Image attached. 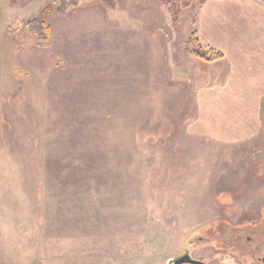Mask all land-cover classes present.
Returning <instances> with one entry per match:
<instances>
[{
  "label": "rangeland",
  "instance_id": "rangeland-1",
  "mask_svg": "<svg viewBox=\"0 0 264 264\" xmlns=\"http://www.w3.org/2000/svg\"><path fill=\"white\" fill-rule=\"evenodd\" d=\"M59 4L0 0V264H256L264 145L187 125L198 7ZM39 18L45 39L22 24Z\"/></svg>",
  "mask_w": 264,
  "mask_h": 264
},
{
  "label": "crops",
  "instance_id": "crops-1",
  "mask_svg": "<svg viewBox=\"0 0 264 264\" xmlns=\"http://www.w3.org/2000/svg\"><path fill=\"white\" fill-rule=\"evenodd\" d=\"M194 25L204 49L224 59L189 57L204 70L191 95L189 132L224 146L264 145V0H209Z\"/></svg>",
  "mask_w": 264,
  "mask_h": 264
},
{
  "label": "trees",
  "instance_id": "trees-1",
  "mask_svg": "<svg viewBox=\"0 0 264 264\" xmlns=\"http://www.w3.org/2000/svg\"><path fill=\"white\" fill-rule=\"evenodd\" d=\"M85 0H60V4L57 7V11L65 15L70 9L79 7L80 3ZM164 8H166L173 22H177L183 12L191 9L194 6L201 7L209 0H159ZM104 6L110 10L116 9V0H99ZM22 24L28 28V30L36 35L40 39L49 37L51 29L47 22L42 19H35L24 21ZM185 51L187 55L205 63H215L224 59V55L213 49H204L202 46L199 35L196 31L192 32L189 38L186 40Z\"/></svg>",
  "mask_w": 264,
  "mask_h": 264
},
{
  "label": "water",
  "instance_id": "water-1",
  "mask_svg": "<svg viewBox=\"0 0 264 264\" xmlns=\"http://www.w3.org/2000/svg\"><path fill=\"white\" fill-rule=\"evenodd\" d=\"M169 264H206V263L193 259L189 254H184L177 259L171 260Z\"/></svg>",
  "mask_w": 264,
  "mask_h": 264
},
{
  "label": "flooded vegetation",
  "instance_id": "flooded-vegetation-1",
  "mask_svg": "<svg viewBox=\"0 0 264 264\" xmlns=\"http://www.w3.org/2000/svg\"><path fill=\"white\" fill-rule=\"evenodd\" d=\"M251 243H254V241H252ZM253 258H254V256H253ZM255 259H257L256 264H264V251H261L260 255Z\"/></svg>",
  "mask_w": 264,
  "mask_h": 264
}]
</instances>
